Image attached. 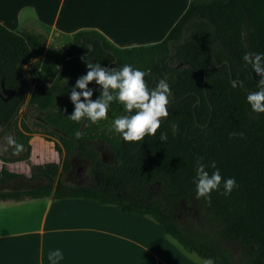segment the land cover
Listing matches in <instances>:
<instances>
[{"label": "trees", "instance_id": "trees-1", "mask_svg": "<svg viewBox=\"0 0 264 264\" xmlns=\"http://www.w3.org/2000/svg\"><path fill=\"white\" fill-rule=\"evenodd\" d=\"M245 53H264V0H191L164 40L127 48L115 46L96 30L78 31L67 48H53L47 32L13 31L0 23V134L13 129L29 78L35 81L22 129L12 137L23 150L16 153L12 145L9 155L0 154V159L15 163L29 158L36 132L29 118L62 143L63 170L70 168L69 157L78 155L90 160L91 174L100 178L92 184H69L56 162L32 166L28 176L4 164L0 185L19 177L45 182L34 188L0 189V200L53 197L112 204L123 212L151 217L187 252L205 261L264 264V113L254 112L246 100L249 92L258 90L261 76L243 61ZM82 57L109 69L125 64L141 69L149 87L167 77L168 116L155 135L124 141L119 133L103 128L105 120L69 119L74 111L71 88L88 70ZM89 88L95 100L102 88L94 81ZM4 89L15 92L7 98ZM107 115L130 113L114 100ZM161 131L167 140L159 139ZM230 132L245 135L230 138ZM98 142L108 147L116 163L102 160ZM55 149L61 151L58 144ZM199 157L206 166L214 160L222 176L235 177L239 187L228 196L214 191L210 200L199 198L212 223L187 228L178 222L177 210L196 197L193 177Z\"/></svg>", "mask_w": 264, "mask_h": 264}, {"label": "crops", "instance_id": "crops-1", "mask_svg": "<svg viewBox=\"0 0 264 264\" xmlns=\"http://www.w3.org/2000/svg\"><path fill=\"white\" fill-rule=\"evenodd\" d=\"M190 2L0 0V23L13 31H47L49 39L96 30L127 48L164 40ZM56 248L64 254L59 264H179L180 257L192 264L155 220L116 205L53 197L0 200V264H49L48 253Z\"/></svg>", "mask_w": 264, "mask_h": 264}, {"label": "clouds", "instance_id": "clouds-1", "mask_svg": "<svg viewBox=\"0 0 264 264\" xmlns=\"http://www.w3.org/2000/svg\"><path fill=\"white\" fill-rule=\"evenodd\" d=\"M246 64H250L261 79L258 82V90L249 92L246 100L251 109L256 113H264V53H245L242 57ZM87 67L86 74L81 75L71 88L70 100L74 104V111L68 115L72 121L79 122L87 119L93 123L108 118V110L115 100L123 104L126 112L130 115L117 116L112 120V129L119 133L124 141H141L145 136L155 135L160 128L162 118L168 116L169 95L171 89L167 82V77L160 79L154 87H149L144 77L146 72L125 64L119 69H109L102 66L100 62L92 63L87 58L82 57ZM95 82L102 88L100 95L93 100V89L89 88L90 82ZM233 87L236 84L233 83ZM80 89L81 91H77ZM111 90V91H110ZM81 97L84 99L82 100ZM136 111L133 113L132 110ZM74 135L78 138L80 132ZM239 135L244 137V132H230L229 137ZM159 139L167 140V135L160 132ZM8 143L14 145V151L19 153L23 150V145L13 138H8ZM203 157L197 158L195 167V195L199 199H211L214 191L228 196L239 184L235 177H224L216 162L210 161L206 166L199 163ZM213 169L211 173L206 170ZM49 264H59L64 259L63 252L59 249L50 250L47 256ZM206 264H213L211 259Z\"/></svg>", "mask_w": 264, "mask_h": 264}, {"label": "rangeland", "instance_id": "rangeland-1", "mask_svg": "<svg viewBox=\"0 0 264 264\" xmlns=\"http://www.w3.org/2000/svg\"><path fill=\"white\" fill-rule=\"evenodd\" d=\"M65 37L55 35L52 39L48 38V46L59 49L67 48L72 42V37H69L67 35ZM24 69L26 74L30 77L31 72L29 70L28 64L24 65ZM256 75L260 76L258 74ZM33 87L34 84L32 82V78L30 77L29 90L26 95L27 97L24 104L21 106L19 113L16 116L13 129L7 131L5 134H0V154L8 156L10 151H12V145L8 143V138H12L14 136L16 129H22L21 121L27 111V103ZM115 117L117 116L108 115V118L105 120L106 124L103 128H105L107 132H115L112 129V120ZM27 121L29 122L32 128H36V132H33L32 134L33 137L31 139V151L29 158L15 163H4L0 159V168L4 166L3 164H7L9 169L21 172L22 174L28 176L31 173L32 166L41 165L46 162H56L60 166L59 174L61 175L62 179L69 184H92L96 181L95 176L91 174L90 171V162L87 159L78 157L77 155H71L69 157L70 168L67 170H63L62 164L66 157V151L58 137L52 135L51 132L47 129L34 125L32 123V120H29V118L27 119ZM5 130L6 128L3 129V131ZM57 144L61 147V151L55 149V145ZM97 147L106 162H114L111 153L106 149L104 144L102 145L101 142H98ZM77 164L81 166L80 171H77ZM43 182H45L43 178H36L31 181L26 179L25 177H19L17 179L12 180L6 185H0V189H25ZM182 204L183 205L180 207V209L177 210V220L181 226L189 228L193 225H196L197 223H206V225H210L212 223L210 221V214L208 210L199 202L196 197L193 198V202L190 205H187L185 203ZM182 252L184 256L192 262V264H206L205 260L201 259L194 253H189L186 250ZM179 264H186L183 257H180Z\"/></svg>", "mask_w": 264, "mask_h": 264}, {"label": "flooded vegetation", "instance_id": "flooded-vegetation-1", "mask_svg": "<svg viewBox=\"0 0 264 264\" xmlns=\"http://www.w3.org/2000/svg\"><path fill=\"white\" fill-rule=\"evenodd\" d=\"M32 82H33V84H35L34 79H32ZM50 85H51V84H50ZM28 90H29V88L27 89V92H28ZM23 104H24V103H23ZM23 104H22V105H23ZM22 105H21V106H22ZM21 106L19 107L17 113L15 114V117L13 118V122H14V123H15V120H16V116H17V114H18L19 111H20ZM4 128H5V127H2L1 130H3ZM95 145H96V147H97V143H95ZM102 145H103V143H102ZM105 147H106V149L111 153V155H112V157H113V159H114V162H106V161L103 159L102 154H101L100 150H99L98 147H97V149L99 150V152H100V154H101L102 160H103L105 163H116L115 158H114L112 152L108 149V147H107L106 145H105ZM77 156H78V155H77ZM78 157H80V156H78ZM81 158H83V159H87V160L90 162V160H89L88 158H85V157H81ZM76 159H77V158H76ZM76 162H77V160H76ZM90 164H91V162H90ZM77 166H78V167H77V171H80V170H81V166L78 165V164H77ZM95 180H96V182H99V181H100V178H99V175H98V174H95ZM179 209H180V207H179Z\"/></svg>", "mask_w": 264, "mask_h": 264}, {"label": "water", "instance_id": "water-1", "mask_svg": "<svg viewBox=\"0 0 264 264\" xmlns=\"http://www.w3.org/2000/svg\"><path fill=\"white\" fill-rule=\"evenodd\" d=\"M85 54H81V56H84ZM70 57H67V59H69ZM94 61V60H93ZM61 70H62V66H60V70H59V73H58V75L60 74V72H61ZM257 73L255 72V75H256ZM257 76V75H256ZM234 83H235V81H234ZM4 92L6 93V95H7V98H9V97H11L13 94H14V90H6V89H4ZM200 101V100H199Z\"/></svg>", "mask_w": 264, "mask_h": 264}]
</instances>
